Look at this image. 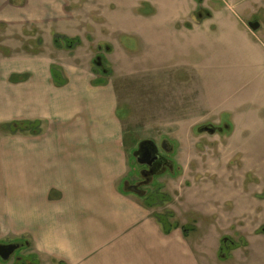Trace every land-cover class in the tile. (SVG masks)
Segmentation results:
<instances>
[{"label":"rangeland","instance_id":"1","mask_svg":"<svg viewBox=\"0 0 264 264\" xmlns=\"http://www.w3.org/2000/svg\"><path fill=\"white\" fill-rule=\"evenodd\" d=\"M229 1L66 0L62 6L77 16L70 22L77 26L76 36L82 40L79 48L84 44L81 36L89 43L98 82L111 83L118 94V117L124 132L119 141L129 164L124 180L135 172L131 158L140 142L150 140L159 147L167 140L172 145L174 167L144 187L143 196L126 193L153 217L172 212L175 217L168 216L171 223L195 228L188 229V239L196 246L198 264H264V257L255 260L249 256L250 240L264 243L260 239L264 233H258L264 225V71L257 66L237 69L240 59L255 61L256 56L249 50L246 55L238 53L243 51L241 38L224 36L228 31L221 25L198 31L199 36H174L182 21L192 24L193 16L202 10L215 15L218 11L213 7ZM245 2L254 5L264 0ZM223 12L227 20L245 16L237 10ZM256 18L263 28L257 32L259 40H252L264 42L262 14ZM0 29L1 68L3 56L12 57L17 51L1 44L21 43L25 52H41L42 36L65 35L56 26L50 32L45 26L42 32L35 26L19 27L14 34H6L5 26ZM95 36H115V45L125 47L126 55L117 52L112 39L98 44ZM222 51L227 54L221 63ZM97 58H101L100 66ZM250 103L255 110L245 106ZM205 126L221 131L214 135L201 132ZM14 136L0 130V146L11 150ZM2 160L11 161L12 154L3 152ZM12 182L0 184V244L22 247L9 261L0 258V264H60L39 250L40 233L30 231L34 224L23 215L28 210L19 209L29 202L30 184ZM228 239L233 243L246 240L249 245L231 251L227 258L221 246Z\"/></svg>","mask_w":264,"mask_h":264},{"label":"crops","instance_id":"2","mask_svg":"<svg viewBox=\"0 0 264 264\" xmlns=\"http://www.w3.org/2000/svg\"><path fill=\"white\" fill-rule=\"evenodd\" d=\"M245 1L230 0L223 7L214 6L218 12L198 23L184 20L174 36H199L198 31L221 25L228 31L224 36L241 38L243 51L238 53L246 55L249 50L256 56L255 61L240 59L237 69L257 66L263 72L264 42H255L252 37L259 40L257 32L263 24L256 16L261 13L264 22V2L250 5ZM64 2L0 0V26L6 27V34L25 26H35L41 32L45 26L50 32L56 26L59 33L78 37L77 26L70 22L77 16L65 10ZM236 10L245 15L243 19L227 20L223 16V11ZM252 22L260 23V27L254 30ZM81 37L83 46L73 51L57 48L50 33L42 36L40 53L25 52L21 43L1 44L17 51L12 57L3 56L4 66H0V124L41 120L43 125L40 135L14 136L11 150L0 146V184L10 179L15 184H30L29 202L19 209L28 210L23 215L34 224L30 227L34 234L47 227L51 210H64L56 222L77 229L76 264H198L196 246H191L181 228L166 235L152 212L121 189L129 164L119 141L124 132L118 117V94L111 83L95 84L98 76L91 67L93 54L86 37ZM95 37L98 44L115 38ZM115 47L124 53L125 47ZM194 47L197 49L196 39ZM226 54L221 52V63ZM53 66L61 69L67 84H55ZM252 103L245 106L255 110ZM3 152L12 154V160H2ZM33 210L39 215L30 214ZM250 241V258L264 257V243ZM51 255L60 264H70L61 254ZM240 255H245L241 249Z\"/></svg>","mask_w":264,"mask_h":264},{"label":"trees","instance_id":"3","mask_svg":"<svg viewBox=\"0 0 264 264\" xmlns=\"http://www.w3.org/2000/svg\"><path fill=\"white\" fill-rule=\"evenodd\" d=\"M208 17H210L209 14L205 15L202 19H200V21L203 19H207ZM188 26L191 27L190 24H188ZM81 43H82V40L79 37L70 38L65 35H59V34H55L54 36V44L57 48H61V49L64 48L66 50L73 51L76 48H78ZM37 44H41V42H38ZM40 50L41 49H36V50H33L32 52L40 53ZM52 72H53L54 82L57 86H63L67 84V79L64 78L60 68L53 66ZM27 76H25L24 78H27ZM11 80L13 81L14 79L11 78ZM95 84L105 85L107 83L106 82H101V83L96 82ZM42 125H43V122L41 120L13 121L9 123L0 124V130L6 133H10V135H17L18 133L40 135L42 133ZM168 216L174 218L175 214L171 212L170 214L168 213L167 215L163 216V218H160V216L158 215L155 216V218L161 224L162 229L166 235H169L174 229H179V228L182 229V232L185 237H189V233H188L189 228H192L195 231V228L189 225L179 226V224L176 222L171 223L168 219ZM258 233L259 234L264 233V225L258 230ZM248 245L249 244L246 240H241V243H233L231 240L228 239V240L223 241L222 246H221V253L225 254L226 257L228 258V257H231V254H230L231 251L238 249L239 247H243V246L247 247Z\"/></svg>","mask_w":264,"mask_h":264},{"label":"flooded vegetation","instance_id":"4","mask_svg":"<svg viewBox=\"0 0 264 264\" xmlns=\"http://www.w3.org/2000/svg\"><path fill=\"white\" fill-rule=\"evenodd\" d=\"M205 15H207V13L202 10L198 11L195 16L197 19H199ZM97 61L99 64L98 66H100L101 58H97ZM220 131L221 130H218L217 132ZM156 146L158 147L157 144ZM138 150L139 145L137 149L132 152L131 158L135 165L133 168L135 172L131 171L129 173V179L127 178L128 180H124L123 189L126 190V192L128 191L138 196H143L145 193L143 190L144 187L148 186L149 184H153L156 178L163 175L165 172L170 171L172 167H174V165L172 166L173 162L171 159L173 148L169 141L162 140L159 143L157 156L151 157L155 154L144 152L143 154H140V159L134 156V153H136Z\"/></svg>","mask_w":264,"mask_h":264},{"label":"clouds","instance_id":"5","mask_svg":"<svg viewBox=\"0 0 264 264\" xmlns=\"http://www.w3.org/2000/svg\"><path fill=\"white\" fill-rule=\"evenodd\" d=\"M63 212V209L51 210L48 214V225L41 232L37 246L43 252L61 254L68 258L70 264H76L78 248L74 237L77 234V229L70 224L57 225L56 217L62 215ZM30 214L39 215L36 210Z\"/></svg>","mask_w":264,"mask_h":264},{"label":"water","instance_id":"6","mask_svg":"<svg viewBox=\"0 0 264 264\" xmlns=\"http://www.w3.org/2000/svg\"><path fill=\"white\" fill-rule=\"evenodd\" d=\"M194 19H195V22H199L197 17L196 16H193ZM251 27L254 29V30H257L259 27H260V23L258 22H252L251 24ZM201 132H205V133H208L210 135H214L216 134V129L215 128H212V127H203L201 128L200 130ZM144 152H147L149 154H155L154 156H151V157H155L158 155V147L156 146V144L153 142V141H150V140H145L143 142H141L139 144V150L134 153V156L136 158H139L140 154H143ZM140 159V158H139ZM135 191V190H133ZM22 245L20 244H9V245H3V244H0V258L2 261H9L11 259V257L15 254V252L21 248Z\"/></svg>","mask_w":264,"mask_h":264}]
</instances>
